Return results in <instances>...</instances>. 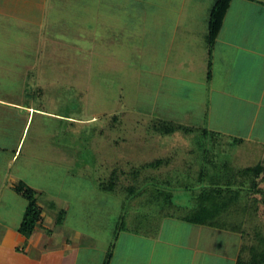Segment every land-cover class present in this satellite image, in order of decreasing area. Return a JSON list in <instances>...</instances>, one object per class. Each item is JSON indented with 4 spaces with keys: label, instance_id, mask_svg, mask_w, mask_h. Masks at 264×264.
I'll return each instance as SVG.
<instances>
[{
    "label": "rangeland",
    "instance_id": "rangeland-1",
    "mask_svg": "<svg viewBox=\"0 0 264 264\" xmlns=\"http://www.w3.org/2000/svg\"><path fill=\"white\" fill-rule=\"evenodd\" d=\"M128 3L51 0L41 29L0 31V59L7 62L0 65V100L23 106L0 105V213L4 206L17 219L25 211L27 201L11 186L35 190L58 240L80 234L76 240L83 248L71 255L77 264H104L119 231L157 228L158 192H169L177 206L194 208V197L206 185L218 178L226 183V166L234 171L263 162L264 146L255 143L225 144L200 129L171 136L153 131L164 108L172 105L171 115H181L192 106L194 96L180 103L175 88L167 100V86L156 75L161 69L173 74L174 66L178 73L179 63L163 64L169 47L159 44L172 39L175 51L186 32L174 31L177 16L140 12L126 8ZM157 95L162 99L155 100ZM160 159H170V165L145 169L151 182L140 184L147 193L135 199L117 192L126 176L116 177L112 191L101 188L114 173L127 175ZM60 212L64 224L59 225ZM135 218V225L128 221ZM257 225L264 231V222ZM225 235L226 248L235 249L239 237ZM121 243L116 264L126 262L127 243Z\"/></svg>",
    "mask_w": 264,
    "mask_h": 264
},
{
    "label": "crops",
    "instance_id": "crops-1",
    "mask_svg": "<svg viewBox=\"0 0 264 264\" xmlns=\"http://www.w3.org/2000/svg\"><path fill=\"white\" fill-rule=\"evenodd\" d=\"M50 1L0 0V31L41 29L49 15ZM125 1L131 2L125 5L126 8L135 7L140 12L156 11L154 14L164 10L161 13L177 16L179 22L174 31L180 29L186 32V36L175 43V51L172 39L165 45L159 44V47H169L163 64L179 63L178 73H174L175 64L173 74L166 75L162 69L153 72L158 73L159 82L166 84L167 100L175 88L178 89L179 93L175 96L180 103L190 101L194 96L192 106L182 110L181 115L176 113L173 116L170 105L173 102H169L166 105L170 106L163 109L165 117L154 121L175 123L197 132L201 130L222 138L225 144L229 142L240 146L246 142L264 146V0H228L212 38L209 34L210 14L219 0H175V4L169 2L171 0H162L163 4H155L154 0ZM170 4L175 6L171 8ZM182 17L187 20L189 17L190 22L186 20L182 24ZM6 63L0 59V65ZM201 76L204 79L198 80ZM160 97L162 99V95ZM160 97L157 95L155 100ZM0 105L23 109L19 103L4 100H0ZM202 127H205L204 130ZM263 155L261 159L264 161ZM14 187L10 188L13 190ZM2 208L0 264H77V257L71 260V255H76L83 248L76 240L80 236L78 232L58 240L54 221L49 219L46 223L43 210L42 219L34 232L25 238L18 232L24 213L16 219L6 214L4 206ZM226 233L233 234L164 218L159 221L157 232L153 235L119 232L112 244L108 264H116L115 256L121 242L127 243L125 264H205L206 260L210 264H236L241 238L233 234L240 241L239 244L235 241V249L229 251L226 248Z\"/></svg>",
    "mask_w": 264,
    "mask_h": 264
},
{
    "label": "trees",
    "instance_id": "trees-1",
    "mask_svg": "<svg viewBox=\"0 0 264 264\" xmlns=\"http://www.w3.org/2000/svg\"><path fill=\"white\" fill-rule=\"evenodd\" d=\"M227 3L228 0H219L210 14V38L219 27ZM152 128L156 134L162 136H171L176 132L191 135L196 131V129L166 121H155ZM169 165L170 159H160L133 169L127 175L114 173L113 178L110 179V186H101V188L112 191L118 182L116 177L126 176V183L124 180L123 183L117 184V192L124 193L129 199H135L143 193H147L146 190L139 189L140 184L151 182V178L144 177L145 169L158 170ZM232 169V167L227 169L226 166V172L229 175L226 183L218 178L216 182L212 181L206 185L194 197L196 203L194 208L177 206L172 202L169 192H158L156 196L162 198L158 219L160 221L164 218H173L236 234L241 238L236 264H264V231L257 225V222H264V161L255 166L239 168L234 171ZM13 190L27 201L18 232L23 237L29 238L42 219L43 209L37 204L35 190L22 183L15 186ZM156 196L152 195L153 198L158 199ZM62 220L63 212H60L56 223L60 225ZM136 220L135 218L134 221H128L135 225ZM157 229L158 227L153 229L132 228L123 231L153 235ZM111 252L112 246L104 264L109 263Z\"/></svg>",
    "mask_w": 264,
    "mask_h": 264
}]
</instances>
